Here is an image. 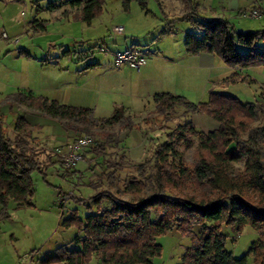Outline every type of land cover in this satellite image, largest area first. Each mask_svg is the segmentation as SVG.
Returning a JSON list of instances; mask_svg holds the SVG:
<instances>
[{"label":"trees","instance_id":"16d2710c","mask_svg":"<svg viewBox=\"0 0 264 264\" xmlns=\"http://www.w3.org/2000/svg\"><path fill=\"white\" fill-rule=\"evenodd\" d=\"M132 1L141 7L148 0H121L124 10ZM103 0H60L50 6L68 5L73 19L90 24L103 12ZM251 9L249 10V12ZM245 15L246 11L239 12ZM188 12L193 30L184 38L188 54L213 53L233 68L227 81H240L239 69L264 67V28L235 31L233 24L215 17L201 20ZM39 28L45 29L40 23ZM244 47L243 50L238 46ZM7 100L23 110L57 120L75 135L88 134L94 143L89 151L101 157L99 182L106 185L87 199L94 210L80 217L72 209L61 221L63 227H75L71 243L58 245L39 264H88L96 257L99 264H153L161 254L157 237L173 227L190 237L191 244L176 264H248L249 254L235 258L226 248L223 225L241 231H256L258 239L250 252L255 264H264V102H241L229 93L210 90L205 101L192 102L183 95L158 92L151 96L153 109L141 118L124 106H117L109 117L99 118L91 108L62 104L42 95L17 91ZM203 114L217 122L216 129H197L192 116ZM174 122L164 127L165 139L144 161L127 158L122 146L129 132L150 121ZM32 124L18 115L12 136L0 116V205L8 200L19 206L31 204L35 192L33 174L46 179L50 166L63 159L54 151L40 158L32 135ZM124 135L122 136V134ZM108 149H113L108 152ZM194 150L188 159L185 152ZM40 152V153H39ZM133 174L122 177L125 168ZM45 181V180H44ZM115 189V193L111 191ZM122 194H133L127 200ZM85 202V198H78ZM2 209V210H3ZM198 226V232L193 227ZM249 252V253H250Z\"/></svg>","mask_w":264,"mask_h":264},{"label":"rangeland","instance_id":"374dc122","mask_svg":"<svg viewBox=\"0 0 264 264\" xmlns=\"http://www.w3.org/2000/svg\"><path fill=\"white\" fill-rule=\"evenodd\" d=\"M50 1L59 2L60 0H0V99L7 93L27 92L32 88L39 93L51 84H58L63 77L68 76V71L71 74L93 56L102 57L99 62L101 67L94 71L98 75L103 73L100 74L101 80H104L100 83V92H110L108 94H111V99L108 102H112L113 98L124 99L121 95L123 90L117 89V86H111L118 69L113 67L109 53L99 51L98 46L105 44L110 49L113 46V40L120 38L118 35L117 38L115 37L112 27L127 22L124 31L126 43H134L147 53L145 45L152 42L154 37L157 41L159 40L156 46L162 43L163 36L159 37L158 33L162 29L160 24L161 20H164L163 12L167 14V19L177 16L173 12L169 13L170 10L166 6L173 2L177 6L173 9L175 11H178L176 9L180 6V3L177 1L179 4L177 5L175 0H148L146 5L148 14L144 17V13H141V8L135 1L131 2L130 13H127L122 7L121 0H103L102 14L91 25H87L67 17L56 19L55 15L60 17L63 12L60 11L58 14L50 12L47 8ZM195 1L199 3V8L192 15L193 17L204 21L215 15L206 4L210 0ZM238 3L242 9H246L245 15L230 11L224 16L233 24L235 31L264 28V14L251 17L247 0H238ZM217 11L220 12V10ZM155 20L158 23L157 27ZM40 23L45 25L44 30L39 28ZM169 25L167 28L165 25L163 27L165 26L167 32L171 31L172 46L182 47L181 41L186 33L192 30L189 21L175 19ZM258 43H262V39H259ZM238 48L244 49L240 45ZM152 50L153 48L150 47L149 51ZM81 57L82 60H78ZM216 59L223 68H226L220 59ZM122 70L123 67L120 68V71ZM247 74L254 77L256 81L248 82ZM204 77L207 90L202 96H190L192 102L205 101L210 89L234 95L241 102L264 99V88L261 87V81H264V67L246 68L243 74L241 73L243 79L228 84L216 85L209 82L210 74L208 73L204 74ZM150 103L153 106L151 99H149V105ZM147 106L145 110L144 108L140 111L133 110L136 120H141ZM1 112H3L2 119L6 125V132L12 136V127L17 115L13 109H5L4 106L0 107ZM112 112V109L108 108L98 113L110 116ZM26 113L50 119L32 111ZM50 120L62 126L57 120ZM196 122L195 120L194 126L201 130ZM174 125L175 121L160 122L156 119L150 121L146 128L132 129L122 144L127 151V158L135 162L144 161L152 154L155 146L165 139V129L162 126L170 128ZM32 126L34 144L40 151L44 148V143L39 142V138L35 136L41 134L42 126L37 123ZM71 138L73 137L67 140ZM53 147L49 149L50 152L53 151ZM112 151L113 149H108V152ZM185 155L188 159L192 158L194 150L186 151ZM100 160L101 157L93 158L91 152L85 151L82 153L81 161L78 162V167L83 165L78 176L72 175L76 171L69 170L62 171L60 176L59 174L54 176L50 170L46 179H43L41 175L34 173L32 177L35 192L31 198L33 204L19 206L14 201L8 200L3 210L0 205V264H39V261L52 253L58 245L68 244L69 247H73L71 239L77 229L63 227L61 221L68 217L72 209H76L80 217L94 211L88 208L89 205L92 206V203L87 198L100 188H106V185H100L95 189L91 186L99 182ZM133 173L132 169L126 167L121 175L127 177ZM111 191L115 193L114 188H111ZM120 197L127 200L135 199L133 194H122ZM78 198L86 200L82 202L78 201ZM198 230V226L193 227L194 232ZM221 231L227 235L226 248L235 258L249 254L248 264H255L250 248L258 239L256 231L249 227L237 231L234 227L225 225L222 226ZM157 242L161 244L162 250L161 254L153 259V264L178 263L185 248L191 244L190 237L181 234L175 227L157 237ZM88 264L99 263L97 258L93 257Z\"/></svg>","mask_w":264,"mask_h":264},{"label":"crops","instance_id":"0c3cea01","mask_svg":"<svg viewBox=\"0 0 264 264\" xmlns=\"http://www.w3.org/2000/svg\"><path fill=\"white\" fill-rule=\"evenodd\" d=\"M175 1L176 4L177 1L178 3H180V6H178L179 8L176 9L178 11L173 10L174 8H177V6L173 4V2L168 4L166 8L170 10V11L167 10L169 13L173 12V14L177 16H174L173 19H167L166 17L167 14L165 13V11L163 12L164 20L162 19L160 24V26H162V29L158 33L159 37L163 36L162 43L159 46L158 45L156 46L159 40L157 41L155 39L156 37H154L152 42L147 43L145 45L147 46L148 51L150 50V47L153 48V50L149 52L147 51L146 53V56L148 54L147 61L139 71L132 69L127 65H122L119 68H116L113 63V53L115 51H120L131 45H135L134 43H129V44L126 43V40L124 39L126 38L124 31L126 29L127 22L121 25L123 27V33L116 34L115 36L117 38L118 35V37L120 38L113 40L112 42L113 46H111L110 49L106 46L107 51L105 53H109L113 67L118 69L116 72V76L114 77V75H112L114 79L112 81L111 86L114 87L117 86V89L120 88V90H123L121 95L124 99H120V97L119 99L113 98L112 102H108L109 99H111V94H108L110 92H105V93L100 92L101 91L99 89L100 83L104 81L101 80L100 74L103 73H100L98 75L94 71L98 70L101 67L99 62L102 57H95V56H93L90 59H87V61H85L86 64L83 63L81 68L76 69V71L71 72V74L68 71V76L63 77V80L60 81L58 84H51L50 87L42 89V91H40L39 93H37V91L34 90V88H32V90L28 89L27 92L24 93H32L33 95H42L50 99L57 100L62 104L91 108L96 117L105 118L109 116H105L103 114L100 115V113L98 112L101 111L102 109L107 110L108 108L112 109L113 111L114 108L117 106H124L129 111L133 112V110L140 111L142 110V108H144L145 110L146 108L145 106L148 105L147 109L151 110L153 109V106L151 103L149 105V99H151V96L154 93H158V92H170L173 94L183 95L188 100L192 101L190 96H197V97L202 96L205 90H207L205 88V77H204V74L206 73L210 74L208 81L209 82L211 81L213 84L220 85L223 83L224 84L231 83L227 81V78L233 72L234 69L226 65L219 56L208 52H201L198 54H188L185 51L184 39L183 41H181L183 45L182 47L176 48L177 45L174 47L172 46L173 44L172 35H171V31L167 32L166 30L167 26L169 24L171 25L173 23V20L175 19L188 20L189 25L193 30L190 20L188 18H183V16L188 12L196 13L199 8V3L196 2L195 0H175ZM50 3H57V2H53V1L49 2L47 8L50 10V12L52 11L58 14L60 13V11L62 12L73 11V9H71L68 5H63L61 7L59 6L52 7L50 6ZM206 4L211 10L214 11L212 14H215L208 18L220 17L226 19L224 18V16H226L227 13H230V11H235L236 14H238L243 10L246 11V9L244 8L242 9L239 6L238 0H210ZM247 4L248 6H250V9L258 8L261 14H264V0H247ZM140 8H141V13H144V17H145L146 14H148V10L146 6L145 7L140 6ZM217 10H220V12H218ZM124 11L130 13V6L128 10H124ZM72 16L73 15L71 14L67 18H71L74 21H79L73 19ZM55 18L65 19L66 16L63 15L62 13L60 17L58 16L56 17L55 15ZM95 19H97V17ZM95 19H93L90 24L87 23L86 24L91 25L95 21ZM155 21L157 27L158 26L157 20ZM163 25H165L166 28L165 26L163 27ZM260 44L264 45V40H262V43ZM216 58L220 59V61H222V63L226 66V68H223L220 62ZM91 59L92 61H88ZM78 60H82V57L79 58ZM102 60L104 61V59ZM121 67H123L122 71H120ZM239 71L241 77V73L243 74L245 69L242 70L239 69ZM212 75L215 76L213 77ZM247 81L252 82V81H256V79L247 74ZM261 87L264 88V81H261ZM117 89L116 91L119 92L120 90ZM14 92L7 93L0 99V103H1L0 107L4 106L5 109H11V110L13 109L17 116L22 115L31 124L37 123L42 126L41 134L35 136L37 137V139L39 138V142L44 143L43 151H41L40 154L41 159L46 158V155L50 152L49 149L51 147L57 144L65 143L75 137V134H73V132L63 128L56 122H53V120L45 119L39 115L38 116L27 115L25 110L18 108L16 105H11L7 100V97ZM104 94H107V96L104 97L103 96ZM260 100L264 102V99H260ZM145 102H147V104ZM0 116L1 117L3 116V112L0 113ZM195 120L197 121L196 125L199 126L200 129L204 132L216 129L218 126L216 121L203 114L193 115L192 122L194 124H195ZM69 137H73V138L67 140ZM82 167L83 165L81 167H78V163H77L76 166L69 171H76L72 175L78 176L79 171L80 169H82ZM50 170H52L51 173L53 172L54 176L58 174L60 176L62 175V171H64L61 168V166L58 163H56L49 167L46 177L48 176V172ZM47 183L51 185L49 182ZM31 204H33L32 201ZM1 207L3 209V206Z\"/></svg>","mask_w":264,"mask_h":264},{"label":"built area","instance_id":"2783aa9c","mask_svg":"<svg viewBox=\"0 0 264 264\" xmlns=\"http://www.w3.org/2000/svg\"><path fill=\"white\" fill-rule=\"evenodd\" d=\"M251 17H258L261 12L258 8L251 9L249 12ZM114 34L123 33V27L121 25H115L112 27ZM98 50L106 52V45H99ZM146 53L137 45H131L123 50L115 51L113 53V63L116 68L122 65L139 71L146 63ZM94 143L92 136L88 134L78 135L73 139L57 144L53 147V151L58 154L64 161V166L67 168L74 167L82 159L83 151Z\"/></svg>","mask_w":264,"mask_h":264}]
</instances>
